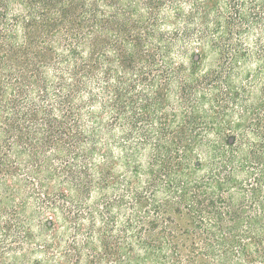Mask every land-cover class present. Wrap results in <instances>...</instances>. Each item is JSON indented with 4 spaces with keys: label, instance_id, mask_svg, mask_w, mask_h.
<instances>
[{
    "label": "trees",
    "instance_id": "16d2710c",
    "mask_svg": "<svg viewBox=\"0 0 264 264\" xmlns=\"http://www.w3.org/2000/svg\"><path fill=\"white\" fill-rule=\"evenodd\" d=\"M0 264H264V0H0Z\"/></svg>",
    "mask_w": 264,
    "mask_h": 264
}]
</instances>
